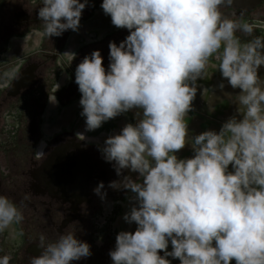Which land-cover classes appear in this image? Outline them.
Wrapping results in <instances>:
<instances>
[{"label":"clouds","instance_id":"obj_1","mask_svg":"<svg viewBox=\"0 0 264 264\" xmlns=\"http://www.w3.org/2000/svg\"><path fill=\"white\" fill-rule=\"evenodd\" d=\"M88 4L42 0L37 12L42 34L50 39L77 32ZM232 5L233 0H102L112 25L129 35L119 45L109 42L107 69L99 50L75 68L85 131L140 110L135 124L109 135L100 149L120 178L108 187L133 194L123 219L136 228L116 235L112 264H172L168 257L180 264H264V87L259 75L264 36L254 35L243 12L222 11ZM212 59L228 85L240 90L242 118L230 117L219 132L189 137L186 116L193 110L196 82L205 78ZM18 72L10 68L0 80L13 81ZM49 99L58 103L56 97ZM189 140L194 155L178 158ZM43 157L36 151V159ZM104 189L100 182L93 191L104 199ZM22 207L0 195V233L24 220ZM38 247L41 254L30 264H73L92 255L91 245L74 231L48 243L41 234ZM11 260V255L0 256V264Z\"/></svg>","mask_w":264,"mask_h":264},{"label":"flooded vegetation","instance_id":"obj_2","mask_svg":"<svg viewBox=\"0 0 264 264\" xmlns=\"http://www.w3.org/2000/svg\"><path fill=\"white\" fill-rule=\"evenodd\" d=\"M101 3L89 0L77 32L67 30L49 39L42 34L37 17L42 0L1 1L0 73L10 68L19 72L13 81L0 80V195L23 204L24 215L20 224L0 233V256L11 255L10 264H30L32 257L41 254V234L48 243L66 231H74L91 245L92 255L73 264H112L109 252L115 247L116 235L135 231L136 225L123 219L133 194L108 187L120 178L100 149L109 135L119 133L127 123L135 124L140 110L86 132L75 83V68L86 55L99 50L107 69L109 42L119 45L129 35L127 29L112 25ZM222 11L237 16L243 12V22L254 26V35L264 36V0ZM218 63L210 60L207 75L197 85L208 91L214 86L221 75ZM55 97L58 103L50 102ZM36 151H43L44 157L36 159ZM124 174L137 176L127 170ZM100 182L107 193L104 199L93 191ZM169 259L180 264L178 259Z\"/></svg>","mask_w":264,"mask_h":264},{"label":"rangeland","instance_id":"obj_3","mask_svg":"<svg viewBox=\"0 0 264 264\" xmlns=\"http://www.w3.org/2000/svg\"><path fill=\"white\" fill-rule=\"evenodd\" d=\"M259 75L262 87H264V67L259 69ZM221 83L225 85L223 90L219 87ZM239 92V89H233L228 85L227 80L222 75L214 80V86L207 93L204 92V86L197 85V94L193 101L194 108L186 116L189 137H195L206 130L219 132L223 123L230 117L236 116L238 119L242 118L237 112L238 107L242 109V106L238 104ZM210 108L214 110H210ZM176 155L181 159L192 157L194 153L191 147V140ZM168 250L171 251V244H169Z\"/></svg>","mask_w":264,"mask_h":264},{"label":"water","instance_id":"obj_4","mask_svg":"<svg viewBox=\"0 0 264 264\" xmlns=\"http://www.w3.org/2000/svg\"><path fill=\"white\" fill-rule=\"evenodd\" d=\"M259 0H233V5L244 6V7H251Z\"/></svg>","mask_w":264,"mask_h":264}]
</instances>
